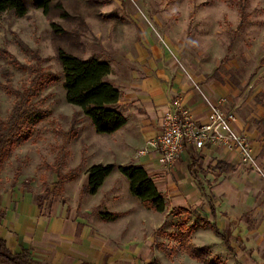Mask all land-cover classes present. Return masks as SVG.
<instances>
[{
  "label": "crops",
  "instance_id": "obj_1",
  "mask_svg": "<svg viewBox=\"0 0 264 264\" xmlns=\"http://www.w3.org/2000/svg\"><path fill=\"white\" fill-rule=\"evenodd\" d=\"M131 51L121 65L110 64L107 76L121 92L118 109L126 123L100 136L118 155L103 164L141 165L163 195L165 210L145 208L114 169L95 193L82 196L94 200L89 208L59 201L43 206L20 187L0 192V238L10 252L26 250L37 264H264V175L243 162L237 151L211 147L183 148L167 172L148 145L169 109L179 104L202 122L205 99L218 105L228 102L229 86L198 71L194 60L184 61L188 77L175 59L149 42L137 41ZM219 106L235 115L233 129L247 138L251 156L264 169V114L255 118ZM144 148L146 152L138 153ZM216 161L233 169L219 171L213 167ZM94 208L117 216L91 217ZM186 228H191L189 245L206 261L191 258L171 237Z\"/></svg>",
  "mask_w": 264,
  "mask_h": 264
},
{
  "label": "rangeland",
  "instance_id": "obj_2",
  "mask_svg": "<svg viewBox=\"0 0 264 264\" xmlns=\"http://www.w3.org/2000/svg\"><path fill=\"white\" fill-rule=\"evenodd\" d=\"M243 1L89 0L76 5L81 22L54 21L77 31L76 37L71 34L64 40L68 49L84 58L95 54L113 68L128 60L127 52H133L137 41L159 47L185 70V62L194 60L198 71L229 86L228 102L219 105L260 118L264 0H246L241 11ZM63 78L52 29L42 11L30 8L21 17L1 13L0 119H6L17 102L14 92L27 88L30 100L24 108L40 111L43 118L27 122L26 140L0 162V192L20 187L30 190L43 206L59 201L89 208L94 200H82L80 195L87 168L114 162L118 155L103 145L100 136L105 135L94 130L91 120L66 102ZM102 213L94 208L90 216L99 218Z\"/></svg>",
  "mask_w": 264,
  "mask_h": 264
},
{
  "label": "trees",
  "instance_id": "obj_3",
  "mask_svg": "<svg viewBox=\"0 0 264 264\" xmlns=\"http://www.w3.org/2000/svg\"><path fill=\"white\" fill-rule=\"evenodd\" d=\"M89 0H0V14L11 12L16 16H24L27 11L40 9L49 21L52 29V41L57 60L62 69L64 78L62 81L65 92V100L81 110L84 116L91 120L94 130L100 134H112L119 130L125 123L126 117L118 109V101L121 92L110 81L107 76L110 73L109 63L93 54L89 57H82L79 53L68 49L66 41L68 35L77 36V31L69 30L55 18L62 21L82 18L76 10L79 2ZM240 9L243 11L244 3ZM243 16V12H241ZM61 42V43H60ZM78 42V41H77ZM72 43V42H71ZM34 80L33 82H35ZM17 102L14 104L6 119H0V162L10 156L16 144L26 140L23 130L27 128L30 120H41L40 111L24 106L30 100V90L27 88L22 92L15 91ZM214 168L219 171L233 169V166L222 161H216ZM117 169L127 180L130 193L140 200L147 209L163 212L165 200L163 195L156 189L153 181L144 171L141 165L130 163L116 166L115 164H92L86 170V182L82 185L80 195L93 194L101 186L104 179ZM116 213H102L105 220L113 219ZM184 225V222L181 224ZM184 227V226H183ZM214 232L220 235L229 247L228 241L213 225ZM191 228L184 229L180 234H171L177 240L185 252L193 259L206 261L203 255L188 243ZM230 249V248H229ZM0 263L2 264H37L33 262L29 253L23 250L20 253H12L6 246L5 240L0 238ZM207 264H214L207 262Z\"/></svg>",
  "mask_w": 264,
  "mask_h": 264
},
{
  "label": "built area",
  "instance_id": "obj_4",
  "mask_svg": "<svg viewBox=\"0 0 264 264\" xmlns=\"http://www.w3.org/2000/svg\"><path fill=\"white\" fill-rule=\"evenodd\" d=\"M175 61L185 75L190 77L182 63L177 58ZM205 103L207 113L206 119L202 122L194 120L179 104L161 117L158 135L148 142L151 150L157 154L161 168L167 172L171 171L183 148L193 147L202 150L211 147L237 151L243 162H248L258 173H261L251 156L247 138L235 132L232 127L235 115L225 112L217 103L209 99H205ZM144 152H146L145 148L138 153Z\"/></svg>",
  "mask_w": 264,
  "mask_h": 264
}]
</instances>
